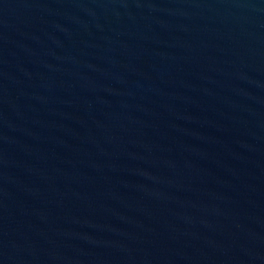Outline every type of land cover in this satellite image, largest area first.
<instances>
[{
  "label": "water",
  "instance_id": "obj_1",
  "mask_svg": "<svg viewBox=\"0 0 264 264\" xmlns=\"http://www.w3.org/2000/svg\"><path fill=\"white\" fill-rule=\"evenodd\" d=\"M0 264H264V0H0Z\"/></svg>",
  "mask_w": 264,
  "mask_h": 264
}]
</instances>
